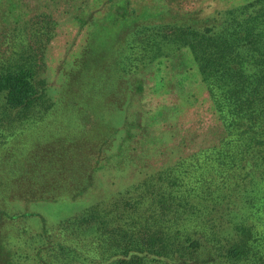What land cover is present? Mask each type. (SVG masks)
I'll return each instance as SVG.
<instances>
[{"label":"trees","instance_id":"16d2710c","mask_svg":"<svg viewBox=\"0 0 264 264\" xmlns=\"http://www.w3.org/2000/svg\"><path fill=\"white\" fill-rule=\"evenodd\" d=\"M121 1L103 0L87 13L83 0L81 12L76 8L79 29L91 25L84 31L87 41L80 64H86L99 86L88 100L80 99L83 108L118 110L123 99L111 92L120 79L127 86L130 106L146 86L140 72L165 56L166 45H171L188 49L193 57L210 100L211 125L182 136L176 142L180 158L143 174L121 201L97 202L65 218L58 229L42 228L41 243L30 250L32 264H264V6L252 7L247 14L243 9L249 5L220 18H180L157 25L133 18L128 32L113 33L111 25L117 26L124 16H138L133 8L128 10L134 0H124L122 6ZM112 4L118 6L112 8L116 16L108 23L110 29L96 28L95 20ZM4 16L0 15V93L5 98L0 133L7 137L23 127L28 111L43 100L44 82L35 80L36 71L55 37L57 21L40 13L10 26L3 24ZM144 114L138 111V121L131 126L148 131L141 125ZM128 118L127 113L122 122ZM42 132L40 139L46 134ZM137 135L126 129L114 152L136 150L130 142ZM46 142L43 146L49 148L52 143ZM90 162L79 160L75 168L89 167ZM10 168L14 180L23 177L29 182H21L19 188L11 178L1 182L0 264H18L13 260L15 249L7 245L10 237H31L27 225L18 224L30 215L10 212L9 202L24 197L27 192L19 189L33 188L41 178L59 188L54 181L62 176L66 162L37 157V162ZM249 186L263 193V201H247Z\"/></svg>","mask_w":264,"mask_h":264},{"label":"rangeland","instance_id":"374dc122","mask_svg":"<svg viewBox=\"0 0 264 264\" xmlns=\"http://www.w3.org/2000/svg\"><path fill=\"white\" fill-rule=\"evenodd\" d=\"M84 1H87L84 7L87 13L103 2ZM82 2L0 0V15H5L4 25L12 26L17 21L21 23L40 13L48 14L57 21L55 37L45 48L42 65L36 71L35 80L44 82L42 102L28 111V120L16 130L17 133L11 136L8 133L7 137L0 133V144L3 145V149H0V185L10 178L18 188L21 182H29L23 177L14 180L10 166L20 168L30 161L37 162V157L44 159L48 156L51 160L58 158L61 163L66 162L62 176L54 181L59 188L50 187L48 179L44 178L43 181L41 178L35 181L33 188L25 185L19 189L27 192L24 197L9 202L10 212L30 215L18 224L25 223L31 237L27 238L28 234L23 233L21 238L10 237L7 240V245L15 249L13 260L18 264H32L30 250L41 243L39 232L42 228L58 229L65 218L77 216L87 206L97 202L121 201L142 180L143 174L171 166L180 158L181 151L176 142L179 144L182 136L188 137L191 130L200 127L208 130L212 122L208 109L210 100L199 82L190 51L186 48L175 50L171 45H166L165 56L153 60L140 72L139 76L146 86L144 92L137 95L136 101L128 106L130 110L127 111L128 101L125 100L127 86L120 79L117 81L118 89L111 92V96L123 99L119 111L111 107L86 111L80 99L88 100L89 93L94 94L99 86L93 81L94 75L90 74V69L86 64L82 66L79 60L84 55L83 48L87 41L84 31L91 29V25L79 29L75 14L81 12ZM123 4L124 0L120 5ZM246 5L250 7L243 9L245 14L253 8L264 6V0H134L128 5V10L133 8L138 16H124L120 22L117 21V26L115 23L111 27L113 33L119 30L124 34L128 32L133 18L143 23L151 20L153 25H157V22H176L180 18H220L229 10ZM117 6L112 4L108 10H103L104 15L98 16L100 18L95 20L94 26L110 29L108 23L116 16L112 8ZM4 102V94L0 93V116ZM140 110L147 112L141 117V125L147 126L150 131L131 126L132 122L138 121ZM127 113L130 118L123 123L122 118ZM128 128L138 133L134 142H130V146L135 145L136 150L130 153L127 148L115 153L117 138ZM48 129L51 134H47ZM41 131L42 134L46 133L42 139ZM46 140L52 143L49 148L43 146ZM82 159H89L90 166L77 165L81 167L75 168L76 162ZM19 172L23 173L20 169ZM248 190L247 201H263L262 192L252 191V186ZM15 227L13 225L16 230Z\"/></svg>","mask_w":264,"mask_h":264}]
</instances>
